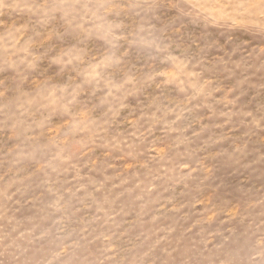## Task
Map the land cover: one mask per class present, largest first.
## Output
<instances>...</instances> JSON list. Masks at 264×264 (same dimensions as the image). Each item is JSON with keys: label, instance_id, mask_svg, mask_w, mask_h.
Listing matches in <instances>:
<instances>
[{"label": "rangeland", "instance_id": "obj_1", "mask_svg": "<svg viewBox=\"0 0 264 264\" xmlns=\"http://www.w3.org/2000/svg\"><path fill=\"white\" fill-rule=\"evenodd\" d=\"M0 264H264V0H0Z\"/></svg>", "mask_w": 264, "mask_h": 264}]
</instances>
